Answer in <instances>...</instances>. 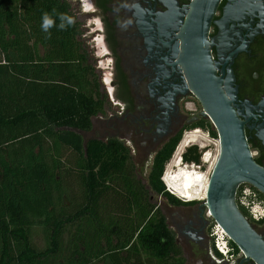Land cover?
<instances>
[{"label":"trees","instance_id":"1","mask_svg":"<svg viewBox=\"0 0 264 264\" xmlns=\"http://www.w3.org/2000/svg\"><path fill=\"white\" fill-rule=\"evenodd\" d=\"M44 14L53 20L47 31ZM76 34L62 0H0V264H186L153 199L160 196L175 207L201 203L178 199L161 181L180 136L162 154L146 185L132 178L120 143L85 141L82 133L91 129L103 101ZM71 65L77 77L83 72L79 78L90 86L89 93L71 87L70 74L54 78L55 69L62 74ZM196 126L217 137L210 121L188 128ZM50 139L53 170L61 172L60 161L65 163L54 156L63 147L66 162L73 159L79 171L82 193L74 192L69 207L58 208L63 196L59 180L43 157L32 154L34 144ZM181 156L186 163L201 162L196 145ZM36 228L43 233L42 244L34 239Z\"/></svg>","mask_w":264,"mask_h":264},{"label":"flooded vegetation","instance_id":"2","mask_svg":"<svg viewBox=\"0 0 264 264\" xmlns=\"http://www.w3.org/2000/svg\"><path fill=\"white\" fill-rule=\"evenodd\" d=\"M62 1L76 26V41L93 68L99 99L103 101L102 109L91 118V129L82 137L107 145L120 143L134 172L135 157H142V174L147 182L149 173L176 138L185 130L195 129L189 126L206 120L199 115L201 109L196 110L201 106L195 96L183 92V74L174 64L175 49L180 46L178 36L193 0ZM227 2L220 0L208 30L209 40L215 42L211 47L214 59L220 33L216 22ZM247 12L233 28L229 23L225 30L230 50L246 45L234 56L231 68L238 102L244 103L240 109L249 117L245 127L248 144L256 151V162L264 166V9L251 6ZM103 61L108 65L109 90L105 93L95 70ZM107 97L114 108L108 114ZM191 102L195 109L188 106ZM197 209L171 220L186 264H253L243 260L242 254L231 260L217 255L210 236L212 219L200 207ZM253 225L264 237V219Z\"/></svg>","mask_w":264,"mask_h":264},{"label":"water","instance_id":"3","mask_svg":"<svg viewBox=\"0 0 264 264\" xmlns=\"http://www.w3.org/2000/svg\"><path fill=\"white\" fill-rule=\"evenodd\" d=\"M220 0H193L187 10L180 46L175 49V65L183 74V92L192 93L201 106L199 115L209 118L216 130L219 150L206 186L201 212L218 223L236 245L243 260L264 264V237L236 204L237 188L247 183L264 195V166L257 163L245 134L249 117L238 102L235 76L231 68L234 56L245 44L230 50L226 28L241 21L248 9H264V0H228L219 26L217 59L211 54L214 39L208 30ZM226 52H229L226 55ZM249 105L248 102H246Z\"/></svg>","mask_w":264,"mask_h":264},{"label":"rangeland","instance_id":"4","mask_svg":"<svg viewBox=\"0 0 264 264\" xmlns=\"http://www.w3.org/2000/svg\"><path fill=\"white\" fill-rule=\"evenodd\" d=\"M103 62L104 63L101 64V66L98 69L96 68L95 70H97V74L100 76L99 79L101 81V83H100L101 84L100 85L101 90H103L105 93V90H107V91L109 90L108 70H107L108 65L106 64L105 61H103ZM49 73H51V67H49ZM52 74L54 75L55 79H59L58 77L61 75L70 74L71 79L68 83L71 87H75L76 89H79V90L84 91L86 93H89V91L91 90L89 85L84 83L83 80L80 81V78L77 77V71H76L75 65L69 66V68L66 69V71L62 74L58 73L59 74L58 75L56 69H55V73H52ZM72 74H73V76H72ZM107 98L108 99L106 101V107L110 108L109 111H107V114H108L109 112H114V108H111L110 99H109V97H107ZM188 106L191 109H195V105L192 102L189 103ZM200 109L201 108L199 106L196 107L197 111H199ZM206 120L210 121L209 118H206ZM198 129H199V132L197 134H195L196 135V141L190 142L187 146L180 147L178 149L180 142L183 139H185V136H192V133H191L192 130H185L182 133L178 144L176 145L173 153L171 154L169 160L167 161V164H165L163 173H166L167 177L171 174H174L175 170H178V167L175 166L174 161L179 162L178 157L180 155H182V153L187 149V147H189L191 145H196L198 148V151L200 152V155H201L200 164L197 166L196 165H190V163L186 164V162L182 159V165L180 164L179 167L182 170L188 169V168L192 169V167H193V169L201 171L204 174H207V178L209 179L211 169H212L213 164H214L216 157L218 155V150H219L218 138L212 137L211 135H209L207 133L206 129H203V128H198ZM88 136H90V135L88 134L85 137H88ZM51 146H52V140L51 139H50V142H46L44 140L43 143L41 144V146H37V144H34L32 146V154L35 153L34 155H36L37 157H39V156L43 157L46 160L47 164L52 169V173H55V175L57 176L56 177L57 180H59L57 189H60L63 196H62L61 202L58 198V202H59V203L57 202L58 208H61V205L69 207L70 202L75 201L74 200V198H75L74 192H76L77 194L82 193L80 180H79V176H78L79 171L76 169L75 164L73 162V159H71V160L69 159V161H70L69 163L66 162V159H68L69 155H67L68 153L63 147H60V151H58V154H54V156H58V157L62 158V160L65 161V163L63 162V164L61 166V161H60L59 167H61V172H60L59 168L57 170L56 169L53 170L54 163H53V159H52L53 155L51 153ZM9 147H11L9 150L12 152V149L14 147H12L11 145H9ZM26 147H27V149L31 148V146H26ZM33 150H34V153H33ZM252 152L255 155L256 151L252 149ZM203 158L207 159V160L204 161ZM24 160H25V162L30 161L29 155L27 158L24 157ZM134 161H135L134 163H135V166L137 168V171L134 172V176L132 175V178L137 179L142 184L146 185L145 184L146 179L144 178L145 174L144 175L142 174V169H143L142 163L144 160L142 157L136 156ZM174 166L176 167V169H174ZM137 174H138V176H137ZM53 176H54V174H53ZM129 177L131 178V173L129 174ZM161 181L164 184L162 179H161ZM54 187L56 188V186L53 184L52 188H53L55 197L59 196L60 192H59V194L56 193L54 190ZM164 187H165V184H164ZM165 189H166V187H165ZM153 199H154V201L157 202V204L159 203L161 210L167 219L168 226L173 231H174V226L172 225L171 220L175 219L176 215H178V214L179 215H186V214L189 215L192 212H197L198 211L197 208L200 207V205H201V203H196V204H190V205H186V206L175 207V206L171 205L170 203H168V201L166 199H164L160 196H154ZM181 199H183V198H181ZM183 200H185V199H183ZM202 200L203 199H196L194 201H202ZM188 201H191V200H188ZM203 214L205 216H207L205 213H203ZM174 233H175V231H174ZM33 234H34V239L38 243L42 244L44 241V236H43L42 231L39 230L38 228H36L33 230ZM193 264H195V262H193Z\"/></svg>","mask_w":264,"mask_h":264},{"label":"built area","instance_id":"5","mask_svg":"<svg viewBox=\"0 0 264 264\" xmlns=\"http://www.w3.org/2000/svg\"><path fill=\"white\" fill-rule=\"evenodd\" d=\"M165 176L166 173H164L163 177ZM235 200L237 206L246 211L247 217L250 220L260 222L264 219V201L260 197L259 191L250 184L242 183L238 186ZM210 236L216 251L225 260H231L234 256L241 255L240 251H236L235 248L229 244L230 240L227 234L222 227L214 221H212L210 226Z\"/></svg>","mask_w":264,"mask_h":264},{"label":"bare ground","instance_id":"6","mask_svg":"<svg viewBox=\"0 0 264 264\" xmlns=\"http://www.w3.org/2000/svg\"><path fill=\"white\" fill-rule=\"evenodd\" d=\"M199 132V129L196 128L192 130V136H185V139H183L179 146L185 147L190 142L196 141V135ZM206 161L207 159H204ZM175 166L178 167V170H175L174 174L167 175L163 178L166 181V184H168L169 188L176 193L177 196L185 199V201L188 200H196V199H204L205 198V192H206V186L208 183L207 174H204L201 171L195 170L191 168L182 170L179 165L180 162L174 161ZM191 167V166H190Z\"/></svg>","mask_w":264,"mask_h":264},{"label":"clouds","instance_id":"7","mask_svg":"<svg viewBox=\"0 0 264 264\" xmlns=\"http://www.w3.org/2000/svg\"><path fill=\"white\" fill-rule=\"evenodd\" d=\"M69 23H71L70 20H69ZM52 25H53V20H52L51 18H49V16H48L47 14H44V16H43V24H42L43 29H44L45 31H47ZM61 27H63V25H61ZM178 159H179L180 164L182 165V156L180 155V156L178 157ZM166 164H167V162H166ZM186 164H187V163H186ZM190 165H196V164H195V163H190ZM196 166H197V165H196ZM174 169H176L175 166H174ZM163 175H164V173L162 174L161 179L163 180V182H164V184H165L166 190H167L168 192H170L171 194H173L174 196H177L176 193L173 192V191L169 188L168 184H166V181L163 179V178H164ZM177 197H178L179 199H181V197H179V196H177ZM181 200H183V199H181ZM183 201H185V200H183ZM191 201H193V200H191Z\"/></svg>","mask_w":264,"mask_h":264}]
</instances>
